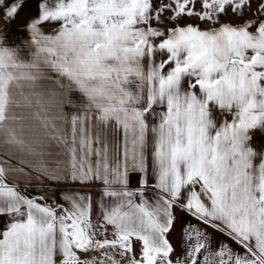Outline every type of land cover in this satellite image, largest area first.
I'll return each mask as SVG.
<instances>
[{
    "label": "snow or ice",
    "instance_id": "1",
    "mask_svg": "<svg viewBox=\"0 0 264 264\" xmlns=\"http://www.w3.org/2000/svg\"><path fill=\"white\" fill-rule=\"evenodd\" d=\"M0 264H264V0H0Z\"/></svg>",
    "mask_w": 264,
    "mask_h": 264
},
{
    "label": "crops",
    "instance_id": "2",
    "mask_svg": "<svg viewBox=\"0 0 264 264\" xmlns=\"http://www.w3.org/2000/svg\"><path fill=\"white\" fill-rule=\"evenodd\" d=\"M23 15V14H22Z\"/></svg>",
    "mask_w": 264,
    "mask_h": 264
}]
</instances>
